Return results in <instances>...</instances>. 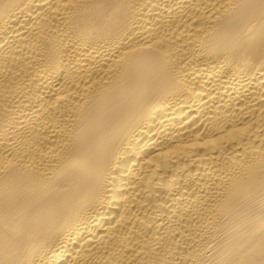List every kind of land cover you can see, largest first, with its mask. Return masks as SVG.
<instances>
[{
	"label": "bare ground",
	"instance_id": "bare-ground-1",
	"mask_svg": "<svg viewBox=\"0 0 264 264\" xmlns=\"http://www.w3.org/2000/svg\"><path fill=\"white\" fill-rule=\"evenodd\" d=\"M0 264H264V0H0Z\"/></svg>",
	"mask_w": 264,
	"mask_h": 264
}]
</instances>
